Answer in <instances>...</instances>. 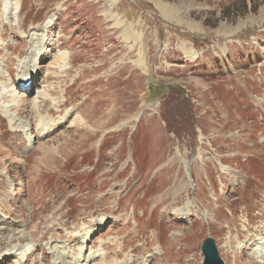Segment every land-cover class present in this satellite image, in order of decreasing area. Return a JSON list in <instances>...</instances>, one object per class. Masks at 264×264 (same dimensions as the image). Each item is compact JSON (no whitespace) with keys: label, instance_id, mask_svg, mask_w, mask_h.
Returning a JSON list of instances; mask_svg holds the SVG:
<instances>
[{"label":"rangeland","instance_id":"1","mask_svg":"<svg viewBox=\"0 0 264 264\" xmlns=\"http://www.w3.org/2000/svg\"><path fill=\"white\" fill-rule=\"evenodd\" d=\"M14 115L28 134L10 129ZM254 140L264 144V0H0V264H52L50 241L68 258L83 251L81 264H170L151 247L159 233L167 256L185 247L173 264H202L207 238L234 264L241 242L224 248L208 222L229 236L235 205L219 204L240 186L232 195L263 200L244 178L264 186ZM186 201L191 216L178 215Z\"/></svg>","mask_w":264,"mask_h":264},{"label":"bare ground","instance_id":"2","mask_svg":"<svg viewBox=\"0 0 264 264\" xmlns=\"http://www.w3.org/2000/svg\"><path fill=\"white\" fill-rule=\"evenodd\" d=\"M165 10V9H164ZM166 11H168V10H166ZM165 11V12H166ZM171 13V12H170ZM168 14V13H167ZM171 15V14H170ZM168 16H169V14H168ZM167 16V17H168ZM171 17V16H170ZM40 49H42V53H44V51H43V47H44V45H43V42L41 43V45L40 46H38ZM38 48V49H39ZM37 49V50H38ZM38 61V60H37ZM64 61V60H63ZM61 62V61H60ZM57 63V62H56ZM64 64H65V62H64ZM63 64V65H64ZM7 68H8V66H7ZM29 73H31V74H27V75H24V78H21L20 79V84H21V82H23L24 84H27V82L29 81V80H31V78H34V73H33V71L32 72H29ZM35 74H37V72L35 73ZM22 88H25L24 90L22 89V91H27V89H26V87H22ZM34 104V103H33ZM79 119V118H78ZM8 121H9V127H10V129L13 131V132H21V129L25 132V133H27L28 134V131H30V127L29 126H23V127H21L20 125H18L17 124V115H14V116H10V118L8 119ZM75 122V121H74ZM22 124V123H21ZM2 127V126H1ZM21 127V128H20ZM48 131V130H47ZM47 131H45V132H47ZM44 132V133H45ZM31 134V133H30ZM109 134H112V135H114V133L113 132H110ZM56 136H54V137H52V138H55ZM29 139H31V138H29ZM34 139H35V137H34ZM33 141V140H32ZM32 141L31 140H29V142L30 143H32ZM257 141L258 140H254V142H253V144L252 145H250V146H247V148L245 147V149H254V148H262V147H264V144H262L261 146L259 145V141H258V143H257ZM91 144V143H90ZM90 144H88L85 148H84V150H87V149H90L91 147L89 146ZM42 147V146H41ZM84 150H81V152H76V154L75 155H78L79 153H82ZM240 153H238V154H236V156L234 155V157H233V159L232 160H234V159H239V160H242V158L240 159V158H238V155H239ZM75 155H73L72 157H74ZM247 156V157H250V156H248L247 154H244V156ZM71 157V158H72ZM71 158H69V159H71ZM247 160V159H246ZM221 163L222 164H231V163H229V162H226V161H223V160H221ZM242 163H244V162H242ZM233 165H234V163H233ZM235 166L237 167V168H239V166L240 165H238V164H235ZM193 167V166H192ZM251 169V168H250ZM251 170H253V168L251 169ZM255 175V174H254ZM257 176V175H256ZM249 178L250 180H252L253 181V184H255V186H256V188H257V190H260V191H263L264 192V186H262V187H260L257 183H260V182H258L257 180H255V178H252V177H247L246 175H244V178ZM240 180V179H239ZM239 182V181H238ZM11 184H12V186H13V183L12 182H10ZM176 185H177V181H176V183H175V186H170L167 190H170V189H173V188H175L176 187ZM242 187H244V186H240L238 189H240V190H243V191H245L246 190V188H247V186L246 187H244L243 189H242ZM134 187H132V186H126L125 187V191H128L127 192V194L128 193H130L131 191H132V189H133ZM248 188H250V187H248ZM238 189H235V191H233L232 193H231V196L230 197H228L226 200H222L221 202L222 203H220L219 204V206H224L225 204L224 203H227L228 201L230 202V203H234V209L231 211V216L230 217H228V218H226L225 219V222H227V224H226V231H228L229 232V236H227V237H225L224 236V230H223V228L221 227V226H219V224L216 226L215 224H212V223H210V222H208V224L211 226V227H217L218 228V233H219V238H218V241L222 244V240L224 241L223 242V247L224 248H230V250H232V251H234V249H233V245H234V243H235V240H234V238H236V240L237 241H239V242H241V246H240V248L238 249V251H236V252H234V264H236V262H237V260L239 259V258H244L245 259V261H247V263H249V264H263L264 263V226L263 227H260V225L262 224L263 225V222H264V207H263V205H262V201L264 200V198H263V200H260V198H259V200L256 202V201H254V202H252V203H250V201L248 200V199H244V200H242V199H239V197H241L240 195L238 196V195H236V196H234V195H232V194H235L237 191H238ZM250 189H252V188H250ZM167 190H165V191H163V194H162V196H159V197H157V196H154V197H156V198H159L158 200H156L155 202H156V204L154 205V209H153V213H155L159 208H161L162 206H165V203H163V200H165V199H168L167 197H165V198H162L163 196H164V194L167 192ZM256 192V191H255ZM250 193V192H249ZM251 193H254V190L252 189V191H251ZM256 194L258 195V197H260V194H258L257 192H256ZM154 198H152V199H150V201L151 200H153ZM189 201H186V203L184 204V208H182V209H179V210H177L178 212H179V214L178 215H182V216H184V215H186V213H188L189 212V216H191V213H190V211L192 210V205H191V203H190V205L187 207V203H188ZM211 203V199L209 198L208 199V202L207 203H204V206L203 205H201L200 207H201V209H203V210H206L207 212H209V210H211L210 209V207H209V204ZM172 204H170L169 205V207L171 206ZM168 206H165V208H167ZM209 209V210H208ZM119 210V209H118ZM117 210V211H118ZM124 210V209H123ZM160 210V209H159ZM158 210V211H159ZM213 210H215L214 208L211 210V211H213ZM116 211V212H117ZM169 212V211H168ZM216 213V212H215ZM240 215L241 216V218L243 217L245 220H246V222L244 223V224H242L241 223V221H239V223L238 224H235L234 223V219L235 220H237V219H239V218H237V215ZM165 215V213L163 212V216ZM218 216H220V215H218ZM133 218H134V221L135 222H137V224L138 225H141V224H139V221L138 220H140V218L139 219H137V216L134 214V216H133ZM196 218H197V216L195 217V220L193 221V222H195V221H197L196 220ZM240 220V219H239ZM102 219H100L99 220V223H102ZM207 221H208V219H207ZM143 225V224H142ZM141 225V226H142ZM256 227V228H255ZM100 228H102V227H99V225L98 224H95V223H92L91 225H90V229H91V231L93 232V231H97L98 229H100ZM143 229H139L138 230V235H140L141 236V238H143L145 241H146V238L148 237V236H145L148 232L149 233H151V232H153L154 231V229L153 228H151V227H149V226H147V228H145V227H142ZM261 231V232H260ZM143 232V235H141V233ZM88 233L89 232H87V233H85L84 235H83V238H84V241H82V244L84 243V242H86V243H88V240H86V238H87V236H88ZM159 233V232H158ZM211 234H212V232H210ZM31 234L33 235V233L31 232ZM145 234V235H144ZM163 234H161V233H159L158 234V236H157V239H156V241H157V246L156 245H154V246H152L151 245V247L152 248H155L154 250H156L157 252H159L158 254L159 255H161V253L160 252H162V254L166 257V260L167 261H169L170 262V264H173L172 262H175L176 260H178V262H179V256H182V257H184L185 255H186V251H185V247H183V246H179L178 247V249H177V251H176V253H175V257L173 258V257H169V256H167V250L166 249H164L163 248V246H162V244H161V242H160V237L162 236ZM177 235H173V237H176ZM235 236V237H234ZM258 237H260V238H258ZM79 242H81L80 241V237L78 236V235H74V236H71L70 237V239L68 240V243H79ZM55 243V241H50L49 243H48V249H51L52 250V247H53V249H55V251H52L51 253H48V254H51L52 255V257H57V251H58V258H56V259H54V261H53V263L52 264H81V262H83L84 260H85V258H84V256H83V251H78L77 252V254L76 255H72L71 257H69L68 258V256H69V250H67V247L66 246H64V247H58V246H56V245H53ZM110 244V242H108V243H104V244H102V250H104V252H105V255L103 256V259H99V261L101 262V261H104V260H106V257L108 256V253H106V251H107V249H109V247L107 246V245H109ZM175 244H174V242L172 241V249H171V251L173 250V246H174ZM123 248L125 247V245L123 244V246H122ZM251 247H255V250L253 251L252 249H251ZM28 249H30V247H29V245H28V247H27V249H26V251L28 250ZM151 250V249H150ZM246 250H248V251H251L252 250V253L250 254V255H247L246 253H245V251ZM132 251V254H133V256H135V253L133 252V251H135V249L133 250H131ZM157 254V253H156ZM24 255V254H23ZM22 257H24V256H22ZM100 257V255H96V253H94V257H92L90 260L91 261H93V260H96L97 258H99ZM84 258V259H83ZM25 261H27V258L26 259H24V261L23 262H25ZM126 261H128V262H126L125 264H130V262L132 261L131 259H126ZM153 261H154V259L152 258V260H150L149 261V263H153ZM239 261V260H238ZM186 262H188V263H191V259H187L186 260ZM181 263H182V261H181ZM175 264H177V263H175ZM180 264V263H179Z\"/></svg>","mask_w":264,"mask_h":264},{"label":"water","instance_id":"3","mask_svg":"<svg viewBox=\"0 0 264 264\" xmlns=\"http://www.w3.org/2000/svg\"><path fill=\"white\" fill-rule=\"evenodd\" d=\"M201 251L205 257L203 264H224L213 239H206L202 244Z\"/></svg>","mask_w":264,"mask_h":264}]
</instances>
